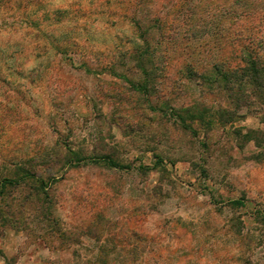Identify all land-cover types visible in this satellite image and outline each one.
I'll return each instance as SVG.
<instances>
[{"label":"rangeland","instance_id":"obj_1","mask_svg":"<svg viewBox=\"0 0 264 264\" xmlns=\"http://www.w3.org/2000/svg\"><path fill=\"white\" fill-rule=\"evenodd\" d=\"M185 2L0 0V73L19 91L0 107V178L21 163L53 178L64 235L15 202L20 223L0 224V264H264V111L226 122L223 96L184 79L186 64H237L233 33L264 60V18L253 10L264 0ZM139 36L156 51L150 95L131 91L142 75L121 56ZM194 101L214 111L197 133L175 110ZM63 145L126 167H53Z\"/></svg>","mask_w":264,"mask_h":264},{"label":"trees","instance_id":"obj_2","mask_svg":"<svg viewBox=\"0 0 264 264\" xmlns=\"http://www.w3.org/2000/svg\"><path fill=\"white\" fill-rule=\"evenodd\" d=\"M178 1L181 4L180 8H190L187 6L186 0ZM236 3H238V5L240 4L239 1ZM261 3L262 2L259 3V6L257 5L253 8L255 11L254 13L257 12L259 15V23L262 22L264 18V4ZM181 11L182 10H179L178 13ZM181 15H178V17H181ZM155 21L158 25L156 28L159 30L161 37H166L167 39V35H170L165 34L168 28L166 25L167 22L165 21V23L162 21L161 25H159V20L157 19ZM135 25L139 26V23L135 22ZM203 26L207 25L204 23ZM209 31L211 30L209 29L205 33ZM227 37L229 42L233 43V45L240 50L238 53L239 58L237 57L239 62L237 64L232 66L225 62L214 63L207 71L201 72L191 64H186V76L184 79L197 84L201 91L200 94L204 95L207 89L208 95L212 96L217 93L222 95L224 101L231 105L232 109L227 110L223 108L218 110V112L220 117L223 116L224 121L230 122L236 117H239L237 110L240 109L256 107V110L264 111V60L251 48V43H248L249 45L245 43L247 39H243L242 36L234 33ZM250 38L254 37L251 36ZM140 41L141 42L136 41L134 46L123 52L121 56L130 59L133 63V67L138 69L141 73L140 75H142L141 82L132 83V81L129 80L132 84L131 91L133 93L150 95L157 90L155 85L156 74L151 69L156 63L154 57L156 51L150 45L151 42L147 40V37L141 36ZM16 63L20 66L24 64L22 61H16ZM85 65L84 63V66ZM5 66H7V70L12 72V70H10L13 67L11 62ZM148 68H150V71ZM2 73H0V107L1 110L5 111L11 109L9 103L13 101L12 99L18 98L17 95L19 96V91L17 94L13 90H8L6 88L10 78H8L7 74H4V72ZM183 84L184 86L186 85L185 82ZM184 88H186V86ZM175 110L180 113L179 119L184 125V128L191 129L194 133H197V131H194V128L198 123H207L210 127V121L208 122V120H210L209 115H213L212 112H214L212 106H209L205 102L198 101H194L187 106L181 105L180 108H175ZM255 133L254 130H249L248 134L245 135L246 140H255L257 142ZM52 151V153L56 155V160L52 162L53 167L58 166L60 163H62V165H71L75 167L88 163L96 165L104 164L110 168L126 167L116 162L108 155L87 156L85 154H78L71 148L66 147V145L54 147ZM157 159L162 163L161 157L157 156ZM52 180L53 178L51 177L45 178L39 175L34 167H27L22 163L19 164L13 172L3 175L2 178H0V224L2 227H6L5 225L16 226L20 223V218L18 216L22 213V210H16L15 202H17L20 206L21 204L33 205L32 209L36 210L38 213V221L44 223L48 229H51H47L49 233L52 231L54 232L53 234H56V237H63L64 235L61 232L59 220L54 214L56 210L54 201L50 197L48 191ZM25 189H28L26 195L20 197L15 194L17 192H23ZM234 203L241 204L242 202L235 201Z\"/></svg>","mask_w":264,"mask_h":264}]
</instances>
